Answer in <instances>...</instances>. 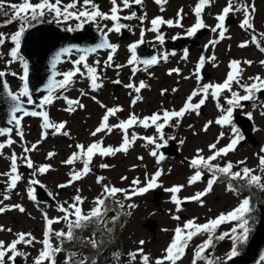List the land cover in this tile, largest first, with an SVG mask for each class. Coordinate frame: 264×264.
<instances>
[{"label": "rangeland", "instance_id": "rangeland-1", "mask_svg": "<svg viewBox=\"0 0 264 264\" xmlns=\"http://www.w3.org/2000/svg\"><path fill=\"white\" fill-rule=\"evenodd\" d=\"M38 0H32L36 3ZM6 5L18 4L21 0H4ZM64 3L70 2V0H63ZM198 0H168L164 7V11L160 10V5L155 3V0H143L141 6V14H136L137 17L144 16L146 14V20L141 24L137 18L131 20H121V23L128 25L131 28L122 29V31L130 32V36L120 43V33L111 32L109 37L117 45H119V52L117 59L113 64V67L104 68V63H100L101 75L105 79V89L101 88L98 91H91L89 87V81L85 78L77 76L76 83L67 92L62 95H67L71 99H78L85 106L83 109L77 108L76 111L69 113L65 111L67 104L63 99L55 100L50 106H47V111L50 114L52 121L64 122L66 121V128L63 131L70 133L69 136L64 135H52L49 133L47 139L41 141L42 134V122L38 118L28 119L25 127L23 128L24 140L21 141L17 134H14L13 140L16 141L11 147H6L4 157L0 158V173H6L10 170L9 157L13 152L18 157L23 156V147H31L33 144H37V149L28 155H30L34 167L41 165H51V169L43 176L38 178L45 188L55 197L57 203L52 206H45L32 201L28 197L27 188L28 180L32 178L31 169L24 166V161L18 159L19 173L23 179L18 183L17 188L11 193H7V177L0 175V181L2 182V189L0 190V199H3L5 194L10 195V199L5 200L0 207L5 205H21L25 211L21 213L18 209L7 210L4 213H0V226L5 229H12L11 232H0V240L4 241L7 245L13 239L16 238V234L20 232L32 233L36 240H42L44 232L46 230V223L44 220V214L46 213L49 218H55L62 216L63 214L58 211V205L64 204L65 207L73 202V197L77 194L85 198L83 204V210L87 213L94 205V199L102 192V184L97 183V177H104L103 184L114 185L121 189H130L132 187V181L139 178L141 181L140 187L144 186L146 174L150 178L158 169H163V174L160 177L159 183L163 187L150 190L147 194L142 196H134L132 200H124L122 195H118L117 199L122 200L125 205L134 203L137 205L135 209H131V215L128 216V223L125 225L123 233V245L124 250L120 254V264H140V256H137L136 261H131L129 254L136 252L140 247V241L143 240V250L145 254L150 257V264H155L157 258H161L165 254V249L172 241L174 235V229L179 225L182 226L187 220L193 218L197 223H205L210 219L218 217L222 213H228L238 206L240 200L244 195L238 196L227 189V181L217 182L213 186V191L206 197H203L204 204L200 205L198 202H189V204L182 206L183 210L176 212V206L171 202V193L166 192V188H170L174 185H184L183 190L178 194L181 199L185 197H191L197 192L203 191L207 186V179L209 174L205 172L202 182L189 185L188 180L194 174V169L189 166L190 160L196 155L197 150L202 149L201 155L205 158L212 153L209 151V145L215 143L217 138L223 132V138L220 139L217 148H222L227 145L231 139L232 133L230 127H221L215 123L208 127L207 131H204V126L208 121H215L220 115V111L216 107V101L209 96L205 104L203 105V113L197 116L194 112L185 115L178 127L166 126L164 128L165 139L169 136H174L175 139L168 140L167 143L173 141L176 144V150L179 151V158H167L161 161L159 164L156 162V158L150 155L153 150V145H146V141L137 139L135 143L130 147L127 154L117 153L114 156L101 157L99 155L93 158L91 168L97 170V172L91 171L87 176L81 180L74 182L67 188L57 187L59 184L67 183L70 179L69 173L73 166L65 165L63 161L67 160L74 151H76V144H91L94 141L103 139L104 146L118 147L122 143V133L119 129H113L110 135L100 133L96 137L92 135L87 137L90 132L94 131L99 126L106 109L100 106V103L106 105L108 108L119 106L123 111L117 113L116 117H111L110 124H117L119 120H126L130 114L135 113L138 117L143 118L145 116H151L153 113L161 112L164 109L179 110L184 105V99L187 98L190 93L198 86L197 78L194 75V71L197 67L199 58L201 55L205 57H211L215 55L216 59L211 61L212 68L210 70V77L208 79L203 78L200 84L206 83H223L229 72V64L232 60L244 61L249 60L253 63L251 66L242 64L243 82L252 83L249 77H255L260 75L264 78V65L261 61H264V53L254 45L249 43L248 47L240 48L239 45L244 41L251 40L252 33L246 32L239 27L243 14L240 12L233 15L237 18V22L233 25H228L227 32L225 33V39L221 40L215 45V48L208 47L205 51V46L209 44V41L218 38L217 33L211 31V27H215L217 20L215 17L222 12V9L227 5V0H214L211 7H206L203 13L204 22L209 25V33L201 40L202 49H197L189 52L187 60L182 59L183 52L178 51L176 55H170L167 62L162 60V64L158 68L144 70V66L139 64V70L133 77L132 66L127 62L130 58L129 45L140 40L141 28L144 29V37L149 41L150 45L157 47L160 52L168 51L163 45H160L156 40V33L148 31L151 27L150 21L157 17L162 16L166 20L177 19V13L180 9H183V20L181 23L183 27H168L167 25L161 26V32L165 35V39H173V37H187L185 35L186 30L193 26L196 22L193 9L196 6ZM94 3L99 6L100 11L103 13H110L112 7L110 0H94ZM119 3V0H118ZM249 4H255L256 12L254 14L253 24L255 26L258 39L261 41V45L264 46V37L259 34L264 33V0H247ZM122 7V5H121ZM8 11V9H6ZM134 12L133 8L124 9L120 12V15H131ZM47 18L53 19L51 15H46ZM8 17L0 14V33L10 36L14 34L19 27V22H13L6 24L5 21ZM54 20V19H53ZM77 21L69 20L63 22L68 27H74ZM98 23L104 31L107 28L112 27V21L98 20ZM94 25V24H93ZM107 27H104V26ZM141 36V35H140ZM8 42H10L8 40ZM11 43V42H10ZM14 45L7 44L2 56V62L0 63V71L6 73L15 72L19 76L23 72L22 64L17 61L11 64L10 50ZM258 50V51H257ZM169 52V51H168ZM96 59L91 60L94 63ZM116 64L125 65L124 67L117 69ZM71 62L65 67L66 71L72 69ZM174 68H179L180 74L172 73L169 75V71ZM135 83L137 86L140 81H144L148 86L141 90L139 95L142 100L137 101L135 106H132V102L129 99V93L137 94L131 89L124 88L119 89L116 92L115 80H120L123 85H127L130 82ZM111 79L113 81L111 82ZM11 87L15 91H19V82H12ZM181 86V87H178ZM17 89V90H16ZM173 89H177L173 91ZM87 93V95H81V91ZM162 90H167L162 95ZM233 90L240 92L243 95V91L235 84H233ZM228 92H225L220 97V103L227 107L225 104V97L229 96ZM153 96V100L150 98ZM95 97V100L93 99ZM200 99L197 96L193 103L198 102ZM99 101L100 103H97ZM151 101V102H150ZM260 102H264V97L260 96ZM243 109H236L237 113L245 115V113L251 112L253 115V134L258 141V144L254 147L250 143H244V139L238 144L234 152H230L226 157H221L217 161H213L214 164L224 166L227 162L231 161L234 165L233 171H239L242 167L247 166L256 170L255 174H259V157L264 155L261 149H264V116L260 113L262 109L260 107H253L252 102H244ZM172 125L176 124V121L171 122ZM236 124V123H235ZM191 126V127H190ZM237 126V124H236ZM238 127V126H237ZM239 128V127H238ZM240 129V128H239ZM135 132L138 136H153L157 135L154 127L144 129L139 126H135L129 129V136ZM242 133V132H241ZM243 135V133H242ZM244 136V135H243ZM8 138L5 136L0 137V143L6 142ZM183 141V143H181ZM246 141V140H245ZM161 152V150H159ZM56 153L51 159H48V153ZM143 157V159H139ZM244 161L245 164L241 165L238 162ZM101 164H108L110 167L107 169L102 168ZM138 166H137V165ZM131 166H134L131 167ZM135 166L137 168H135ZM27 168V170L24 169ZM74 167L79 170L83 167L82 163L77 162ZM127 177V179H122ZM235 183V182H234ZM79 189V193L77 190ZM159 194L161 197L155 200L154 195ZM264 199V195L262 196ZM65 202H68L67 204ZM127 211V209H125ZM179 215L181 219L179 221L174 220L172 217ZM149 221H155L157 223V229L155 235H153L144 224ZM236 222H228L221 224L216 229V235H220L223 232H230L231 228ZM55 230L67 231L65 223L55 224ZM254 228V225H253ZM207 238L206 235H200L194 237L190 243L189 249L186 255L178 264H192L193 254L196 247L203 243ZM56 242L54 241V244ZM232 242L229 239L223 241H215L214 248L210 249L206 255L210 254L214 257H219L221 260L226 257L230 252ZM42 245L35 243L34 246H18V249L27 253V260L23 257H17L20 260V264H33V261L38 256ZM60 252L56 259L57 264H65V258L61 256ZM112 264H118L111 262ZM203 264V262H198ZM264 264V262L262 263Z\"/></svg>", "mask_w": 264, "mask_h": 264}, {"label": "snow or ice", "instance_id": "snow-or-ice-1", "mask_svg": "<svg viewBox=\"0 0 264 264\" xmlns=\"http://www.w3.org/2000/svg\"><path fill=\"white\" fill-rule=\"evenodd\" d=\"M112 5L110 13H103L100 11L99 6L94 3V0H70L68 3H64L63 0H38V2L33 3L32 0H21L18 4L6 5L4 0H0V14L8 17L4 22L6 24H11L13 22H19L18 30L6 36L4 33H0V45L6 40H9L14 46L11 48L9 56V64L19 61L23 66V74L19 75V79L22 81V87L19 91L13 92L7 82H4L3 87L5 89V98L9 104V119L8 123L14 125L16 134L20 137V140H24V132L22 130V121L24 117H40L42 119V134L41 141L47 139L49 133L52 135H64L69 136L70 133L63 131L66 128V121L64 122H54L50 119L49 112L46 110L47 106L54 103L55 100L63 99L67 104L65 111L72 113L77 110V108L83 109L85 106L78 99H71L67 95H62V93L67 92L76 83V77L85 78L89 81V87L91 91H98L103 87L100 60L96 59L94 63H89V57L96 54L99 50L108 51L107 60L104 61V68L113 67V57L118 50V45L112 44L108 35L111 32L121 33L122 29L131 28L121 23V20H131L137 18L140 20L141 24L146 20V14L141 17H137L136 13L133 12L131 15L121 16L120 12L124 9H129L133 4L143 5V0H110ZM157 5H160V10L164 11L163 5L167 3V0H155ZM214 0H198L196 6L193 9L194 16L196 17V22L193 26L186 30L185 35L187 37H195L196 34L203 29L209 28L210 26L204 22L203 13L206 7H211ZM122 5V7H121ZM6 9H11L9 13ZM240 12L243 14V19L239 25L241 29L246 32L252 33L251 40L242 42L239 47L245 48L249 46V43L254 44L259 51L264 53V46L261 45L260 39H258L255 26L253 24L254 14L256 12L255 4L247 3V0H227V5L222 9V12L218 14L215 19L217 23L215 27H211L213 33L218 34L217 39L209 41V44L205 46V51L208 47L215 48L221 40H224L225 33L227 32L226 20L230 14H235ZM183 9H180L177 13V19L166 20L162 16H157L150 21L151 27L148 31L156 33V40L160 45L165 44V35L161 32V26L167 25L168 27H183L181 21L183 20ZM46 15H51L57 24L61 22H67L69 20H75L77 23L74 27H68L65 30L69 32L83 30L87 24H96L97 30L100 33V40L93 46H68L60 49L55 53L51 59V79L48 81L47 87L44 91L47 93L40 100L39 103L34 100L33 93L29 87V65L24 59L21 53V44L25 36V33L34 26V22H43V18ZM98 20H108L112 21V27L107 28L105 32L103 28L100 27ZM51 23V21H49ZM3 26V25H0ZM104 27H107L106 25ZM141 38L139 41L129 45L130 58L127 62L128 65L132 66V74L135 76L136 72L139 70L138 65L143 64L144 70L146 71L148 66L156 65L163 60L168 61L170 55H176L175 52L164 51L158 56H153L148 59L141 60L137 55V49L140 45L145 43L144 29L141 28ZM264 37V33L259 34ZM180 38L179 36L173 37V40ZM78 53V59L71 61L73 67L69 71L60 72L57 71V65L62 62V57H71L73 53ZM189 56L188 49H184L182 59L187 60ZM216 59L215 55L205 57L201 55L199 58L197 67L194 71V75L197 78L198 86L191 92V94L186 98V101L179 110H168L164 109L161 112L153 113L151 116H145L143 118L138 117L135 113L130 114L128 119L119 120L117 124H110L109 120L111 117H116L117 113L123 111L119 106L108 108L106 105L100 103L102 108H105V114L103 115L101 122L91 135L96 137L100 133H105L110 135L113 129H119L122 133V143L118 147H113L111 145L104 146L103 139L92 142L91 144L85 146L84 144H76V151L63 163L65 165L73 166L69 176L70 179L67 183L59 184V188H67L76 181L81 180L83 177L87 176L91 171V164L93 158L97 155L101 157L114 156L117 153L127 154L130 147L135 143L137 139L146 141V145H153V150L150 155L156 158L157 164L165 159L163 153L159 150L167 145L168 140L175 139L174 136H169L165 139L164 128L166 126L178 127L180 122L183 120L186 114L195 113L197 116L200 115V109L205 104L209 96H211L216 101V107L220 111L221 115L215 121H208L204 126V131L208 130V127L215 123L221 127H230L231 129V139L227 145L222 148H217L220 139L223 138L224 133L222 132L217 138L215 143L209 145V151L212 153L208 157L201 155L202 149L197 150L196 155L190 160L189 166L194 169V174L189 178L188 184L193 185L197 182H202L204 179V174L207 172L209 178L207 179V186L203 191L197 192L191 197H185L181 199L179 193L183 190L184 185H174L170 188H166L165 191L171 193V202L176 206V212L183 210L182 205L185 202H198L201 206L204 204L203 197H206L209 193L213 191V186L217 182L227 181L228 191L241 196L245 191L248 192L247 196H244L237 207L228 213H222L214 219H210L205 223H197L196 219L187 220L182 226H177L174 229V235L172 241L165 249V254L161 258L155 260V264H178L179 261L183 259L189 249L190 243L194 237L200 235H206L207 238L203 243L196 247L193 254L192 264H198V262H203V264H228L233 258L240 256L241 247L246 245L249 241L250 233L253 231V225L256 222V212L259 207V203H264V201H257L255 196L257 193H264V155L259 157V174H255L256 170L251 169L247 166L242 167L239 171H233L234 165L231 161L227 162L224 166L219 164H214L213 161H217L221 157H226L230 152H234L238 144L244 139L241 130L234 123V111L236 109H243L245 106L244 102H252L253 107H260L262 109L261 115L264 116V102H260V94L264 93V78L260 75L255 77H249L252 83L243 82V71L244 68L242 64L251 66L253 63L249 60L238 61L232 60L229 64V72L223 83H206L200 84L203 80L202 70L209 60L214 61ZM264 65V61H261ZM125 65L116 64L115 68L120 69ZM179 68H174L169 71V75L172 73L180 74ZM7 75L5 71H0V80ZM12 76H16L17 73L12 72ZM57 77H62V79H57ZM113 83L120 84V80H115ZM233 84L237 85L242 91L243 95L238 91L233 90ZM126 88L131 89L137 95L132 100V106H135L137 101L142 100L139 95L142 89L148 87L144 81H140L137 86L135 83L130 82L124 85ZM177 89H173L176 91ZM167 90H162V95ZM228 92L230 95L225 97V104L227 107L220 103V97L223 93ZM81 95H87V93L81 91ZM131 95V93H130ZM199 96L198 102L193 103V100ZM95 100V97H93ZM35 106L41 109L40 111L32 110L30 111L27 106ZM249 120L253 119L251 112L245 113ZM175 120L176 124L172 125L171 122ZM139 126L144 129L150 127L155 128L157 135L153 136H138L135 132L129 136V129ZM191 127V126H190ZM13 128H3L0 127V137L7 136L6 142L0 143V156L4 155L3 150L6 147H11L16 141L11 138ZM183 143V141H181ZM37 149V144L31 145V147H23V156L18 157L15 152L9 157L10 159V170L6 173H0V175L7 177V193H11L17 188L18 183L23 179L22 175L19 173V165L17 163L18 159L24 161V166L31 169L32 178L28 180L27 193L29 199L32 201H37V188H44L45 185L36 178L45 175L50 169L51 165H41L39 167H34V163L28 155L29 153ZM264 152V149H261ZM56 153L49 152L48 159L55 156ZM143 159V157H139ZM80 162L83 167L77 170L74 165ZM239 164H245L244 161L238 162ZM102 168L107 169L110 166L108 164H101ZM163 174V169H158L150 178L146 174L144 186L140 187L141 181L139 178L132 181V187L130 189L117 188L114 185L103 184L104 177H97V183L102 184V192L93 201V207L85 213L83 210V204L85 198L77 194L73 197V202L68 204L67 207L64 204L58 205V211L63 215L55 218H49L47 214H44V220L46 223V230L43 235L42 240H36L32 233L20 232L16 234V238L13 239L7 245L4 241L0 240V264H16L17 257H23L27 260L28 254L19 250L18 246H34L35 243H40L42 245L38 256L33 261V264H57V255L66 251L63 247L65 243L74 245L82 241L80 246L87 247L93 250V254L98 255L104 249V247L110 242V237L113 232V226L116 225L117 221L120 219L121 215L130 216L131 209L137 207L134 203H125L117 199L118 195H122L124 200L130 201L134 196H142L147 194L150 190H154L159 187H163L159 183L160 177ZM122 179H127V177H122ZM235 182V183H234ZM79 193V189L77 190ZM51 196V193H48ZM10 199V195L5 194L3 199H0V204H3L5 200ZM66 204L68 202H65ZM18 209L21 213L25 211L24 207L21 205H5L0 207V213H4L7 210ZM127 209V211L125 210ZM115 212L116 215L111 218L108 217L109 212ZM174 220L179 221L181 217L179 215H174L172 217ZM65 223L67 231L55 230L54 225L59 223ZM236 222L231 228L230 232H223L220 235H216V229L223 223ZM87 229H92L91 237L87 241H83L82 233ZM8 231L11 232L12 229H5L0 226V232ZM229 239L232 242V247L226 257L221 260L219 257L206 255L210 249L214 248L215 241H223ZM54 241L56 242L54 244ZM141 247L133 253L129 254L131 261H136L137 256H140V264H150V257L148 254L144 253L143 240L140 242ZM118 260L119 257H116ZM262 262H264V257H261ZM65 264H99L98 260L95 258H90L89 256L82 255L77 258V253L73 252L65 257Z\"/></svg>", "mask_w": 264, "mask_h": 264}, {"label": "water", "instance_id": "water-1", "mask_svg": "<svg viewBox=\"0 0 264 264\" xmlns=\"http://www.w3.org/2000/svg\"><path fill=\"white\" fill-rule=\"evenodd\" d=\"M203 30L200 31L196 40L191 41V46L198 42L203 36ZM100 40V33L92 29L91 26L85 25L83 30L65 32L62 27H57L53 23H38L31 27L26 33L21 44V55L26 59L29 65V87L34 94L41 88H46L48 81L51 79V59L57 51L68 46H93ZM181 44V42L179 43ZM1 46V45H0ZM177 47H174L175 50ZM141 60L157 56V51L152 50L151 55L146 54L145 43L144 48L137 49ZM63 59V57H62ZM208 66L202 70L207 76ZM3 80H0V123L5 125L8 123L6 118L9 115V104L6 101ZM250 126L245 127L248 134ZM244 129V128H243ZM165 155H168L165 152ZM37 198L44 201V191L37 186ZM48 202V201H44ZM261 217L249 244L242 256L235 258L228 264H259L261 257H264V207L261 208ZM152 231L155 230V224H150Z\"/></svg>", "mask_w": 264, "mask_h": 264}, {"label": "trees", "instance_id": "trees-1", "mask_svg": "<svg viewBox=\"0 0 264 264\" xmlns=\"http://www.w3.org/2000/svg\"><path fill=\"white\" fill-rule=\"evenodd\" d=\"M256 214H258V211L256 212ZM91 232H92V229H87V230L83 231L82 235L85 234V233H91ZM117 238L118 237H116V239ZM112 241H113V239L111 240V237H110V242L108 244H113ZM80 244H82V241L81 242H78L77 244H74V245H70V244H68V245L74 247L77 250H79V252L81 254L83 253L84 255L89 256L90 258L97 259L98 262H99V264H106V260H105V258L107 256L106 251H107V248L110 245L107 244L108 246L106 245L101 253H99L98 255H95L94 256L93 250H91V249H89L87 247H82V246H80ZM115 245L116 246H120L118 239H117Z\"/></svg>", "mask_w": 264, "mask_h": 264}]
</instances>
